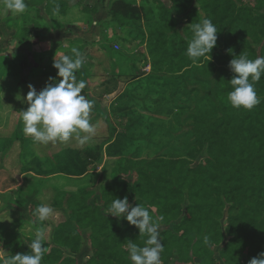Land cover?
Wrapping results in <instances>:
<instances>
[{
    "label": "trees",
    "instance_id": "1",
    "mask_svg": "<svg viewBox=\"0 0 264 264\" xmlns=\"http://www.w3.org/2000/svg\"><path fill=\"white\" fill-rule=\"evenodd\" d=\"M69 1L25 0L26 10L13 14L0 0V9L6 12L5 22H17V31L25 38L32 25L48 31L65 29L56 18L74 21L76 9ZM169 1L170 5L165 6L159 0L152 4L147 0H112L109 14L117 27H141L143 13L153 15L143 24L151 71L147 78L153 81L160 79L154 75L161 72L180 75L204 64L219 67L215 86H200L197 90L203 107L188 111L192 142L184 155L169 153L142 159L117 156L107 183L68 191L55 189L53 206L60 211V217L52 230L53 246L40 264H78L71 255L80 249L84 229L90 230L87 238L93 250L84 264H132L128 240L143 247L147 236L139 235V229L126 219L105 213L113 200L125 197L132 206L147 208L154 222L164 225L159 233L164 245L161 264H218L213 245L219 244V256L225 264H248L264 252V74L254 85L260 103L253 109L233 108L227 100L232 90L230 60L240 53L254 60L258 50L264 51V0H258V5L244 0H195L203 16L198 8L190 9L189 13L195 15L190 20L192 24L208 18L218 30L211 57L205 55L196 64L186 55L192 24L179 29L178 17L174 15L188 10L194 0ZM42 5L52 27L46 25L40 13ZM95 11V6L83 5L78 13L88 23ZM146 79L145 91L132 94L134 99L148 95L152 88L156 90V82L152 87ZM105 121L108 137L104 143L108 144L114 141L116 132L112 122ZM14 140L20 142L19 158L24 162L28 139L22 136L20 127L13 140L7 142L8 150ZM44 191L38 182L28 186L23 203L17 200L13 208L0 212L5 228L21 232L20 244L11 248L9 255L30 253L23 240L31 243L37 226L43 223L33 213L42 204ZM222 211L227 213L225 233L219 225ZM28 215L32 220L26 218ZM65 250L71 255H64Z\"/></svg>",
    "mask_w": 264,
    "mask_h": 264
},
{
    "label": "rangeland",
    "instance_id": "2",
    "mask_svg": "<svg viewBox=\"0 0 264 264\" xmlns=\"http://www.w3.org/2000/svg\"><path fill=\"white\" fill-rule=\"evenodd\" d=\"M135 1L138 3L140 0ZM147 1L149 4L155 3V0ZM159 1L165 6L170 5L169 0ZM244 2H250L251 5L259 4L258 0H244ZM198 7V3L194 0L188 6V10L180 14H174L178 17L177 27L179 29L192 24L190 20L195 15L189 13V11ZM199 14L203 16V11L200 9ZM5 15V10L0 9V212L5 211L6 208H13L17 200L23 203L28 186H33V184L38 182V185L45 190L40 202L54 209L53 214L36 228L37 230L43 229L45 231L46 240L44 247L47 249L43 255L45 256L49 253L50 247L53 246L51 239L52 230L60 217V211L53 206L52 198L55 189L68 191L82 188L83 186L93 187L98 183H107L110 180L111 168L117 156L142 159L169 153L184 155L188 149L187 147L192 142V137L189 133L192 119L188 117V111L203 107L197 90L200 86H215L214 80L218 75L219 67H211L208 64H204L201 67L182 71L179 73L180 75L157 73V75H154L160 76L157 81L147 78L146 82L152 84V87L156 82V90L152 88L148 92L149 94L147 93L148 95L143 98L134 99L131 102L128 101L126 103L128 107L121 114L123 117L120 121L116 116L112 115L113 113L110 114V121L114 125L116 132L114 141L111 143H104L108 137V127L104 121L95 125V136L83 145L78 142L75 136L67 143L56 142L53 144L50 142L47 145L34 143L32 138L26 137L22 131L21 111L26 110L28 107V104L23 102V100L29 91V84L35 85L32 78L26 77V68L33 64L31 60L32 54L39 56V50L45 47L43 45L31 46V43L35 41L36 44H32L38 45L37 42L44 38L45 35L41 33V30L32 29L27 38L30 45H21V33L17 31L19 24L17 22H5ZM152 16L144 12L140 21L141 27H144L143 24L151 19ZM95 37H97L96 33L94 34ZM112 37L113 33H109L106 39L99 41V46L97 47H101L105 54L108 55L110 53H126L130 51L131 43L126 38L122 45L118 43L120 47L118 46L117 49L113 47L112 49L110 47V44L113 43ZM141 43H143V39ZM36 60L41 75H46L44 68L47 67V62L41 61L39 57ZM22 72L25 74L24 76H22ZM45 84L43 83L42 85ZM131 96L129 91L127 97L130 100ZM143 105H146V107H143ZM105 109L104 111L107 112V108ZM92 113L94 111L90 112V116H92ZM18 127L21 128L22 136L28 139L24 162L19 158L21 147L18 140L13 141L9 150L6 146L8 141L13 140ZM83 171H86V173L80 175ZM17 194L23 195L22 198ZM153 210L155 209L153 208ZM27 211L28 207L25 211L26 215L28 214ZM184 213L185 209L183 208L182 214ZM226 216V211H222L219 225L223 233H225L227 226ZM26 218L32 220L29 215ZM157 219L159 220L160 218L157 217ZM0 223L2 224L3 221ZM159 225L160 233L164 225ZM12 230L5 228V226L2 230L0 229V247H2L0 248V254L5 256L9 255L11 248L20 244L18 242L20 238L18 236H21L20 230ZM89 232V229L81 230L82 244L75 255H71L66 250L64 255L75 256L78 264H84L93 254L87 238ZM224 239H227L226 235ZM28 244L30 243L24 239L23 246L30 250ZM219 248L220 244L213 245L214 257L218 264H225L224 260L219 256ZM176 258L177 255L174 253L173 259ZM186 264L198 263L188 262Z\"/></svg>",
    "mask_w": 264,
    "mask_h": 264
},
{
    "label": "clouds",
    "instance_id": "3",
    "mask_svg": "<svg viewBox=\"0 0 264 264\" xmlns=\"http://www.w3.org/2000/svg\"><path fill=\"white\" fill-rule=\"evenodd\" d=\"M3 3L13 14H22L27 8L25 0H3ZM191 30L192 38L186 55L196 64L201 57L210 56L217 43L218 30L208 18L193 23ZM258 51L254 60L249 59L246 53H240L229 62L233 76L229 80L232 90L228 93L227 100L233 108L251 110L260 103L254 85L264 74V51ZM83 63L84 53L73 47L71 55H55L53 59V67L58 70L57 76L62 79L57 81L56 77H50L52 82L46 83L40 91L29 84V91L23 100L28 107L21 111V120L24 135L31 137L34 143H67L75 136L83 145L95 136L96 126L90 122L93 101L82 94L87 82L78 81L75 75ZM53 211L52 207L41 204L35 208L33 214L38 221L43 222ZM105 213L126 219L130 225L139 229V235L147 236L143 247L128 240L127 251L132 264H161L160 254L164 245L159 234L160 225L154 222L147 208L139 204L132 206L125 197L113 200ZM45 240V231L38 229L34 239L28 244L30 253L9 256L0 254V264H40L47 250L44 247ZM205 241L207 242V238ZM248 264H264V252L251 258Z\"/></svg>",
    "mask_w": 264,
    "mask_h": 264
},
{
    "label": "crops",
    "instance_id": "4",
    "mask_svg": "<svg viewBox=\"0 0 264 264\" xmlns=\"http://www.w3.org/2000/svg\"><path fill=\"white\" fill-rule=\"evenodd\" d=\"M111 1L70 0V5L73 4V7L76 9L74 21L67 22V18L61 16L56 18V20L62 23V26L65 25V29L48 31L47 29L31 26V30H41V33L45 35L44 38L37 42L38 45H33L36 44L34 41L32 42L33 44L31 43V46L43 45L45 47L39 50V56L34 53L32 54L31 60L33 64L29 68H26L25 74L28 75L26 77L32 78V81L35 82V89L40 91L46 85H42L43 83L52 82L49 80L50 77H56L57 81L62 79L57 76L58 70L53 67L55 55H71L73 47L80 49L84 53V63L81 69L76 71L75 75L78 81L84 80L87 82V86L82 92L87 99L93 101L91 111H94V113L90 116V122L94 125L101 124L103 121L106 123L105 119L110 120L111 113L120 121L123 117L121 114L128 107L126 103L128 101L131 102L135 98L132 94L135 95L136 92L143 93L145 91L146 84H144V80L151 73L149 57L146 53V35L144 34L143 27L114 26L109 14V4ZM83 5L96 7V11L91 12V21L88 23L84 21L83 14L78 13V10L82 9ZM40 13L46 25L52 27L51 18L45 14L43 5L40 6ZM39 31L38 33H40ZM95 33L97 37L94 38ZM109 33H113V43L110 44L112 49L114 45L119 46L118 43L122 45L126 38L131 43L130 51L126 53H110V55L105 54L101 47L97 46H99V41L106 39ZM27 38H22L20 44L30 45ZM142 39L143 43H141ZM38 57L41 61L47 62V67L44 68L46 75H41L37 67L36 58ZM23 72L22 76L25 75ZM129 91L132 95L130 97L131 100L127 97ZM98 107L101 108L102 112H99ZM143 107H146V105H143ZM105 108H107V112L104 111L106 110Z\"/></svg>",
    "mask_w": 264,
    "mask_h": 264
},
{
    "label": "built area",
    "instance_id": "5",
    "mask_svg": "<svg viewBox=\"0 0 264 264\" xmlns=\"http://www.w3.org/2000/svg\"><path fill=\"white\" fill-rule=\"evenodd\" d=\"M115 47V49H117L118 48V46H114Z\"/></svg>",
    "mask_w": 264,
    "mask_h": 264
}]
</instances>
